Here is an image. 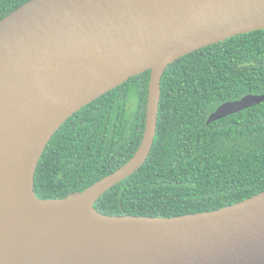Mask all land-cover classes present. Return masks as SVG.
<instances>
[{
  "label": "water",
  "instance_id": "95a60500",
  "mask_svg": "<svg viewBox=\"0 0 264 264\" xmlns=\"http://www.w3.org/2000/svg\"><path fill=\"white\" fill-rule=\"evenodd\" d=\"M264 29V0H29L0 20V264H264V191L180 216L109 215L97 200L133 175L156 138L162 77L180 57ZM150 70L144 136L133 157L74 195L40 199L35 174L76 112ZM228 101L207 123L258 105ZM35 200L85 206L97 222L46 225Z\"/></svg>",
  "mask_w": 264,
  "mask_h": 264
},
{
  "label": "trees",
  "instance_id": "16d2710c",
  "mask_svg": "<svg viewBox=\"0 0 264 264\" xmlns=\"http://www.w3.org/2000/svg\"><path fill=\"white\" fill-rule=\"evenodd\" d=\"M29 0H0V20ZM150 70L70 117L35 174L40 199L84 191L128 162L145 131ZM157 134L146 162L96 202L109 215L180 216L264 191V101L207 123L228 101L264 94V29L184 55L162 80ZM133 103V106H132Z\"/></svg>",
  "mask_w": 264,
  "mask_h": 264
},
{
  "label": "bare ground",
  "instance_id": "6f19581e",
  "mask_svg": "<svg viewBox=\"0 0 264 264\" xmlns=\"http://www.w3.org/2000/svg\"><path fill=\"white\" fill-rule=\"evenodd\" d=\"M29 217L33 223L42 225L64 222L69 219H73L81 225H90L97 222V219L89 214L84 205L66 207L55 202L40 200L33 202Z\"/></svg>",
  "mask_w": 264,
  "mask_h": 264
},
{
  "label": "rangeland",
  "instance_id": "374dc122",
  "mask_svg": "<svg viewBox=\"0 0 264 264\" xmlns=\"http://www.w3.org/2000/svg\"><path fill=\"white\" fill-rule=\"evenodd\" d=\"M132 106H133V103H132Z\"/></svg>",
  "mask_w": 264,
  "mask_h": 264
}]
</instances>
